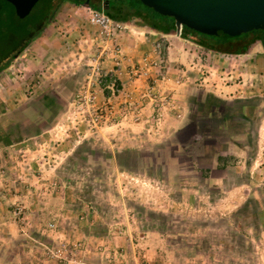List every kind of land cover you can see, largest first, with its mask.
Wrapping results in <instances>:
<instances>
[{"label":"rangeland","instance_id":"374dc122","mask_svg":"<svg viewBox=\"0 0 264 264\" xmlns=\"http://www.w3.org/2000/svg\"><path fill=\"white\" fill-rule=\"evenodd\" d=\"M113 1L107 27L61 1L0 68V264H264V45L210 52ZM48 2L0 0V24Z\"/></svg>","mask_w":264,"mask_h":264},{"label":"water","instance_id":"95a60500","mask_svg":"<svg viewBox=\"0 0 264 264\" xmlns=\"http://www.w3.org/2000/svg\"><path fill=\"white\" fill-rule=\"evenodd\" d=\"M24 18L38 0H4ZM159 15L171 17L174 31L185 26L196 32L233 37L264 29V0H136ZM106 3V2H105ZM82 5L88 6V0Z\"/></svg>","mask_w":264,"mask_h":264},{"label":"trees","instance_id":"16d2710c","mask_svg":"<svg viewBox=\"0 0 264 264\" xmlns=\"http://www.w3.org/2000/svg\"><path fill=\"white\" fill-rule=\"evenodd\" d=\"M61 1H68L78 6V5H82L84 0H49L45 8L42 10L41 15L39 16V19H37L38 21L32 22L30 24H22L21 22H17L15 24L16 26H14L13 28H7L6 26H3L2 24H0V42H2L0 46V68H3L4 65H6V63L8 62V60L14 58L17 55L16 52H14L13 54H10V52L12 48L17 46L21 40L23 41L24 44L20 46L18 51L25 49L28 46V44L30 43L29 34L33 31V29L37 28L35 25L39 24V22H42V21L43 23L45 22V24L49 22L51 17L53 16V12L56 10L58 4ZM88 7L95 9V10L102 11L111 20L124 22L129 19L128 9L132 6H128V7L125 6V8H122L124 7V5L119 4L116 1L108 2V0L107 1L104 0L101 4H99V3H92L90 0H88ZM133 12L137 14L140 13V11L134 8H133ZM152 12L155 14L156 17H150L151 25L148 26L150 27L149 29L153 31H158L163 34L170 33L173 29L172 18L159 15L154 11ZM14 16L17 18V20L20 19L15 14ZM0 23H1V19H0ZM144 27H147V26H144ZM193 35H195L196 38H192ZM179 36L180 38L187 40V41H191L206 50L221 52V53H224V52L232 53V52L226 51V49H224L222 45L225 42H228L234 39L243 40L241 43L243 45L234 50L235 54L240 53V52H245L247 50V47L253 42H260L262 45H264V29L263 30H260V29L252 30L246 33H241L237 36L223 38V37L202 34L192 29H189L185 26H182V29L179 32Z\"/></svg>","mask_w":264,"mask_h":264},{"label":"built area","instance_id":"2783aa9c","mask_svg":"<svg viewBox=\"0 0 264 264\" xmlns=\"http://www.w3.org/2000/svg\"><path fill=\"white\" fill-rule=\"evenodd\" d=\"M90 12H91V19H93L96 23H98L104 27H107L111 23H113L112 20L108 16H106L102 11L90 8ZM163 39L164 38L161 37L158 40H155L153 42L152 54L154 56V59L152 60V58L149 57V55L141 56L137 60L135 67L131 68V70H130L131 73L137 72L139 74V76H144L147 74L150 67H152L153 63H157V61H161L163 53H164V51H163V49H164L163 41L164 40ZM142 264H153V263L145 262Z\"/></svg>","mask_w":264,"mask_h":264},{"label":"flooded vegetation","instance_id":"af4514ba","mask_svg":"<svg viewBox=\"0 0 264 264\" xmlns=\"http://www.w3.org/2000/svg\"><path fill=\"white\" fill-rule=\"evenodd\" d=\"M134 15H137V13H133ZM138 19H137V23H140L142 24L143 26H150L151 25V18L144 12H141L138 13V15L136 16ZM150 28V27H148ZM243 44H240L238 47L236 48H239L241 47Z\"/></svg>","mask_w":264,"mask_h":264},{"label":"crops","instance_id":"0c3cea01","mask_svg":"<svg viewBox=\"0 0 264 264\" xmlns=\"http://www.w3.org/2000/svg\"><path fill=\"white\" fill-rule=\"evenodd\" d=\"M92 3H99V4H101L104 0H90ZM50 22V24H51V21H49ZM146 28H148V27H146ZM149 29V28H148ZM161 34H163V33H161ZM171 33H167V34H165V36L166 37H169V36H172V35H170ZM181 40H184V39H181ZM210 52H215V51H210ZM167 55L168 56H170V55H172V51H171V49L168 47V50H167ZM169 58V57H168Z\"/></svg>","mask_w":264,"mask_h":264}]
</instances>
